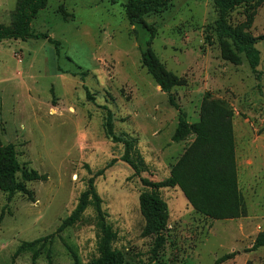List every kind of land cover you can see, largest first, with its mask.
<instances>
[{"label": "rangeland", "instance_id": "1", "mask_svg": "<svg viewBox=\"0 0 264 264\" xmlns=\"http://www.w3.org/2000/svg\"><path fill=\"white\" fill-rule=\"evenodd\" d=\"M15 0H0L8 23ZM126 0H48L31 22L46 39L0 41V144L12 143L20 163L37 171L28 193L0 190V264H92L106 250L120 264H264V247L245 251L264 230V41L257 72L245 57H220L209 26L211 0H173L145 17L155 27L151 47L185 83L172 92L189 122L204 96L232 109L237 186L245 214L213 219L195 211L178 187L159 190L168 207L163 240L145 232L139 175L158 181L193 136L171 141L177 110L140 61L147 33L128 22ZM59 6L72 16L63 19ZM241 33L264 34V1L229 15ZM209 36V40H206ZM91 97H89L88 96ZM70 223L59 230L62 222ZM35 241L17 254L25 242ZM106 247V248H105ZM237 251L222 263L216 259Z\"/></svg>", "mask_w": 264, "mask_h": 264}, {"label": "trees", "instance_id": "2", "mask_svg": "<svg viewBox=\"0 0 264 264\" xmlns=\"http://www.w3.org/2000/svg\"><path fill=\"white\" fill-rule=\"evenodd\" d=\"M48 0H15L8 23L0 22V41L7 39H46L56 49L59 41L46 32H35L31 22L37 13L46 7ZM173 0H126L125 14L128 22L147 33L140 46V61L152 76L160 90L167 93V99L177 114V124L171 135V141L179 142L193 136V141L184 149L170 168L169 176L151 181L140 176L137 165L130 157L133 140L128 137H116L111 124V114H106V135L114 141L124 144L121 160L128 163L135 174L139 175L145 187L140 194L141 212L145 219V232L156 234V241L163 240V232L169 216L166 202L159 190L166 187H178L191 207L213 219H231L245 214L243 198L237 186V170L231 117L232 109L220 99L209 100L204 96L199 118L189 122L186 113L176 102L173 87L184 84L185 78L169 70L151 47L156 34L155 27L147 23L145 17L164 10ZM264 0H211L217 17L209 26L215 34L220 57L234 65L242 63L243 55L253 72H257L260 62L258 41H264V34L252 36L241 33L230 23L229 15L238 8H253ZM63 19L72 15L59 6ZM206 36V40H209ZM89 96V94H88ZM90 97V96H89ZM91 98V97H90ZM39 178L37 171L19 162L12 143L0 144V190L7 197L16 193H28L27 184ZM70 223L65 219L59 230ZM35 241L22 243L16 254ZM264 247V230L254 237L252 244L245 251H254ZM106 248V247H105ZM237 251L222 254L216 263L232 259ZM75 264H80L73 253ZM120 256L115 251L105 253L92 264H120Z\"/></svg>", "mask_w": 264, "mask_h": 264}]
</instances>
